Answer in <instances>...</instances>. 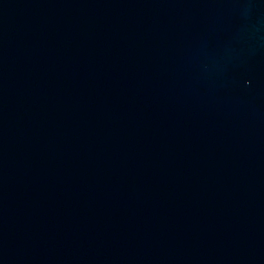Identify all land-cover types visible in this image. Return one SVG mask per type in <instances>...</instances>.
<instances>
[{
	"label": "water",
	"instance_id": "water-1",
	"mask_svg": "<svg viewBox=\"0 0 264 264\" xmlns=\"http://www.w3.org/2000/svg\"><path fill=\"white\" fill-rule=\"evenodd\" d=\"M0 264H264V0H0Z\"/></svg>",
	"mask_w": 264,
	"mask_h": 264
}]
</instances>
